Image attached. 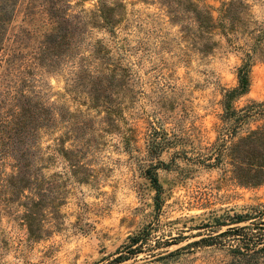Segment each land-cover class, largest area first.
Here are the masks:
<instances>
[{"label": "rangeland", "instance_id": "1", "mask_svg": "<svg viewBox=\"0 0 264 264\" xmlns=\"http://www.w3.org/2000/svg\"><path fill=\"white\" fill-rule=\"evenodd\" d=\"M101 1L119 7V23L112 31L85 28L73 63L38 83L63 112L52 136H41L38 180H0V264H117L129 237L144 228L145 250L118 264H221L226 250L217 246L160 257L264 207V185H237L226 158L209 166L224 90L237 86L244 54L221 35L202 53L191 14L184 4L168 9L171 0H74L71 13L95 11ZM193 1L217 20L229 0ZM247 2L252 17L264 20V0ZM90 44L108 57L89 59L93 72L80 73ZM250 81L237 108L264 102L262 57ZM54 138L64 153L46 149ZM154 141L163 146L152 148ZM12 163L0 162V174L13 173ZM153 172L162 186L159 209Z\"/></svg>", "mask_w": 264, "mask_h": 264}, {"label": "trees", "instance_id": "2", "mask_svg": "<svg viewBox=\"0 0 264 264\" xmlns=\"http://www.w3.org/2000/svg\"><path fill=\"white\" fill-rule=\"evenodd\" d=\"M73 1L0 0V162H13V173L0 174L3 182L27 185L38 180L37 167L44 163L39 156L41 136H52L63 120L62 107L59 109L56 104L46 101L43 86L38 83H42L45 74L62 69L69 61L73 63L83 46L85 28L101 27L112 31L119 23V19L115 20L120 16L116 5L101 1L95 11L82 10L74 14L71 13ZM165 3L168 9L175 4L185 5L184 9L191 14L196 29L194 37L204 39L200 49L202 53L210 54L215 49L217 43L212 39L215 35H221L229 45L243 52L242 63L237 69V86L224 90L221 124L214 150L212 148L209 156V166H217L221 159L226 158L237 185L263 186L264 102L249 101L242 108H237L235 103L249 93L254 63L259 57L264 60V20L252 17L247 0L222 2L217 20L209 6L201 7L193 0ZM90 48L89 57L78 65L80 73L93 72L87 63L89 59L104 61L108 57L107 50L100 44H90ZM54 141L46 149L64 153L61 143H57L60 139L54 138ZM162 144L154 141L152 148ZM148 179L156 191L155 202L159 209L162 186L156 173H150ZM262 208L254 213L237 215L226 230L221 231L226 224H219L215 235L188 243L160 259L177 255L192 246L204 245L226 250L221 264H264ZM241 223L244 225L240 226ZM149 236L150 231L144 228L129 237L124 255L121 254L114 262L118 264L137 257L145 250ZM176 241L175 244L180 243ZM163 245L168 247L172 244Z\"/></svg>", "mask_w": 264, "mask_h": 264}]
</instances>
